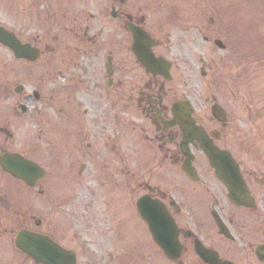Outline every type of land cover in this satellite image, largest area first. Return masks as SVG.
Here are the masks:
<instances>
[{
  "label": "flooded vegetation",
  "instance_id": "af4514ba",
  "mask_svg": "<svg viewBox=\"0 0 264 264\" xmlns=\"http://www.w3.org/2000/svg\"><path fill=\"white\" fill-rule=\"evenodd\" d=\"M161 6L0 0V27L12 35L0 45V136L25 134L21 155L45 171L33 186L21 182L40 204L25 206L13 190L0 196V224L8 223L0 236L10 243L21 229L42 234L69 250L72 264H264V158L244 148L251 137L231 119L220 80H205L204 46L185 24L175 37ZM201 141L237 163L243 182L233 197ZM65 179L69 193L58 189Z\"/></svg>",
  "mask_w": 264,
  "mask_h": 264
},
{
  "label": "rangeland",
  "instance_id": "374dc122",
  "mask_svg": "<svg viewBox=\"0 0 264 264\" xmlns=\"http://www.w3.org/2000/svg\"><path fill=\"white\" fill-rule=\"evenodd\" d=\"M148 1L149 0H147V2ZM159 2L162 5V14L172 13L176 15L175 19L172 21L176 24L175 26L177 29L173 31V35L177 38H182L184 34H187L183 28L184 24H186L188 28L194 25L196 26L198 24L196 16H204V29L201 35L204 34L206 37L210 38L208 42H204V55L207 61L209 60L206 79L208 80L212 77L211 72L217 69L214 61H216V63L222 62V66L218 68L219 75L221 76L220 80L223 81L222 90L225 94L222 101L228 103L230 116H232L233 120L237 121V125L244 131L243 135L246 134L245 131L248 126L254 128L253 137L255 152H259V155L264 157V56L259 61L255 59L252 60L251 56L247 58L245 55L249 50L244 47L238 52V49H236V56L237 59H239L238 61L236 60V63L232 59L229 60L231 55V44L224 34H220L221 31L219 29L220 24L225 23L227 16L223 15V13L218 14L223 10L227 12L237 10V15H239L237 26L243 31L242 32L238 28L239 32L246 35L248 30L249 39L253 35H262V37H264V5H261L260 0H159ZM2 21L4 22V20ZM195 34L194 30L192 31V29H190V34H188L189 39H192ZM201 35H199V38H197V36L194 38L202 43ZM214 38H219L225 43L226 49L224 51L217 49L213 45L212 39ZM259 38H261V36H259ZM248 44L250 45L249 42ZM243 51L246 53L243 54L241 59L239 55ZM5 62L6 54L0 49V84L3 86V93H5V86L7 88ZM1 105L0 103V108ZM229 126H235V122L234 124L230 123ZM23 135L26 137L25 134H17L16 137L18 138H16L14 142L5 140L3 135V137L0 136V149L6 148L20 154H26L23 145L19 141L20 137H24ZM244 143H246V141H244L243 144ZM20 184L21 183L16 181H9L5 174L0 171V196L3 200L10 194L8 190H13L15 195L22 196V204H25V206H27L26 204L29 202L36 203V205L40 204L41 196H38L39 198L24 197L26 193L23 192L24 187ZM58 186V189L65 188L69 193L71 186H73V182L70 179H65ZM63 196L64 195H61V197ZM11 199L13 200V204L16 203V206H20L18 201L19 198L13 195ZM53 204L60 205L58 201ZM2 212L3 211L0 209V218L3 214ZM33 215L39 216L36 212ZM5 224L8 223L3 220L4 227L6 226ZM3 226L0 224V232ZM14 260L17 261L14 262ZM22 262L23 264H29L27 261L24 262L22 257L16 256V252H14L9 242L8 234H5L3 238L0 237V264H22Z\"/></svg>",
  "mask_w": 264,
  "mask_h": 264
},
{
  "label": "water",
  "instance_id": "95a60500",
  "mask_svg": "<svg viewBox=\"0 0 264 264\" xmlns=\"http://www.w3.org/2000/svg\"><path fill=\"white\" fill-rule=\"evenodd\" d=\"M134 36L138 38L137 32ZM0 42L4 45H11V37L0 28ZM220 45L219 42H216ZM14 45V44H13ZM17 55H22V51L15 49ZM202 148L209 156L210 163L215 169L216 175L222 179L229 187L236 182L237 166L230 156L222 151H213L207 143H202ZM0 165L2 169L9 172L14 177L19 178L32 185L35 180H39L43 175L41 169L34 163L24 160L15 154L1 153ZM17 247L36 261L43 264H71L72 259L69 252H66L53 244L47 238L34 235L25 231H20L16 238Z\"/></svg>",
  "mask_w": 264,
  "mask_h": 264
}]
</instances>
